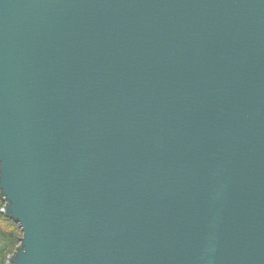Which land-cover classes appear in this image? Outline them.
Returning a JSON list of instances; mask_svg holds the SVG:
<instances>
[{
    "label": "water",
    "instance_id": "obj_1",
    "mask_svg": "<svg viewBox=\"0 0 264 264\" xmlns=\"http://www.w3.org/2000/svg\"><path fill=\"white\" fill-rule=\"evenodd\" d=\"M7 264H264V0H0Z\"/></svg>",
    "mask_w": 264,
    "mask_h": 264
},
{
    "label": "trees",
    "instance_id": "obj_2",
    "mask_svg": "<svg viewBox=\"0 0 264 264\" xmlns=\"http://www.w3.org/2000/svg\"><path fill=\"white\" fill-rule=\"evenodd\" d=\"M5 204L3 196L0 195V264H7L8 257L20 244L22 236L18 222L2 211Z\"/></svg>",
    "mask_w": 264,
    "mask_h": 264
}]
</instances>
